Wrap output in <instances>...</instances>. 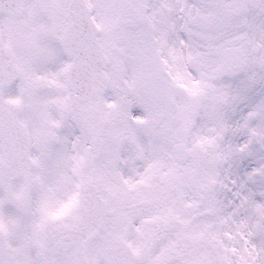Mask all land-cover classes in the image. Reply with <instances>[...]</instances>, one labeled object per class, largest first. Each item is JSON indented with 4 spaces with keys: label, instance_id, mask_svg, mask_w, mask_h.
I'll use <instances>...</instances> for the list:
<instances>
[{
    "label": "snow or ice",
    "instance_id": "obj_1",
    "mask_svg": "<svg viewBox=\"0 0 264 264\" xmlns=\"http://www.w3.org/2000/svg\"><path fill=\"white\" fill-rule=\"evenodd\" d=\"M0 264H264V0H0Z\"/></svg>",
    "mask_w": 264,
    "mask_h": 264
}]
</instances>
